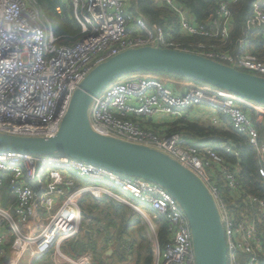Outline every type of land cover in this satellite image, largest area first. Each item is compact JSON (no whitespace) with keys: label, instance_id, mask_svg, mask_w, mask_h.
Segmentation results:
<instances>
[{"label":"built area","instance_id":"built-area-1","mask_svg":"<svg viewBox=\"0 0 264 264\" xmlns=\"http://www.w3.org/2000/svg\"><path fill=\"white\" fill-rule=\"evenodd\" d=\"M62 1L67 4L70 0ZM128 1L71 0L74 20L86 37L67 46L59 45L62 37L55 35L36 0H0V133L22 138L56 136L85 78L95 67L126 50L147 46L181 50L172 38L177 30L185 36L226 42L232 6L237 0H217L215 16L202 23L176 0H155V4L165 6L177 18L176 23L167 21L164 26L149 24ZM57 10L61 12L60 8ZM253 27L261 29L264 44V0L254 5L238 43V54L223 52L221 47L200 54L185 52L264 78V63L248 52ZM194 107L220 114L248 138L256 150L264 184V144L255 126L264 122V106L223 89L169 74L134 73L101 91L91 104L89 121L98 135L152 148L194 173L217 206L227 242L228 264H262L264 201L248 196L242 189L241 153L227 143L208 147L187 140L166 126L186 119ZM213 124L224 127L220 118L215 117ZM219 151L237 163L228 164ZM74 178L90 183L77 184ZM220 179L225 188L242 199L246 213L238 215L229 208ZM5 182L9 183L15 205L14 209L0 206V260L5 256L4 248L11 246L3 264H34L49 254L51 259L43 264H95L91 251L76 258L62 251L82 235L84 221H92L85 218L82 207L87 195L98 203L110 197L135 209L151 243L153 264H196L189 220L175 199L157 184L67 156L0 152V187ZM102 182L131 196L136 205L102 186ZM143 207L166 221L169 240L164 246L158 238L159 225Z\"/></svg>","mask_w":264,"mask_h":264},{"label":"water","instance_id":"water-1","mask_svg":"<svg viewBox=\"0 0 264 264\" xmlns=\"http://www.w3.org/2000/svg\"><path fill=\"white\" fill-rule=\"evenodd\" d=\"M144 72L188 78L264 106L262 77L181 50L152 46L129 49L95 67L85 78L56 136L22 138L0 133V152L34 157L67 156L128 178L157 184L175 199L189 220L196 264H228L221 218L202 181L157 150L98 135L90 126V107L101 91L119 78ZM84 233L91 236L88 230Z\"/></svg>","mask_w":264,"mask_h":264},{"label":"trees","instance_id":"trees-1","mask_svg":"<svg viewBox=\"0 0 264 264\" xmlns=\"http://www.w3.org/2000/svg\"><path fill=\"white\" fill-rule=\"evenodd\" d=\"M36 1L44 10L55 35L62 37L59 45L70 46L86 37L81 34V28L74 20L71 0L69 1L70 4H64L62 0ZM176 1L179 5L184 6L188 10L192 18L201 23L213 18L217 11V0ZM258 1L259 0H237L235 2L231 11L232 22L230 26V35L226 42L210 40L199 36H185L181 35L178 30L172 36L173 41L179 49L184 51L189 50L200 54L221 47V49L223 48V52L229 51L232 54H238V43L243 37L247 21L252 17L254 5ZM132 7L134 10H137L149 24L164 26L167 21L177 22L176 16L168 8L165 6L163 7L160 4H155L154 0H134ZM57 8L61 9L60 13ZM260 34L261 29L259 27H253L250 31L247 45L248 52L264 63V44L262 43ZM200 45L204 46V49L200 50ZM175 77L183 78L180 76ZM251 115L255 124L254 114ZM223 119L226 121V125H229L228 127H230L228 130L223 129V127L200 125L189 122L187 119L171 121L167 123L166 126L170 132L180 133L187 140H197L196 138H209V140L218 139L230 146H235V149L241 153V174L239 176V181L242 189L248 196L264 201V184L259 175L260 167L256 158V150L249 143L246 136H243L231 126L228 119ZM255 126L259 131L261 144H263L264 122L261 124L256 123ZM219 154L228 164L235 165L237 163L234 162V158L224 151H219ZM219 184L222 188L223 195L228 202L229 208L238 215L246 213L247 208L243 205L242 199H238L234 193H231L225 188L222 179L219 180ZM115 193L119 195V193ZM14 199L15 197L9 189V183L5 182L4 185L0 187V206L3 208H9L13 204ZM84 203L85 200H83L82 205H84ZM131 203L136 205L134 201ZM85 212V218L90 217L92 219L91 224H87L86 229L91 232V236H88V234L83 232L84 235H81L75 240L77 244H82L79 247L80 249L74 252L76 257L89 252L88 246L92 243L95 245V241L99 236L98 233L101 231L105 232L106 237L102 238L103 246L100 248V252L103 250L108 251L107 243L111 241L114 243L115 248H117L118 244L121 245L119 252L123 254L124 258L127 257L135 260V264H153L152 247L147 238L146 231L141 224L140 218L134 212V214L132 213L133 215L130 214V210L127 206L110 197H105L100 203L93 201L92 205L85 207ZM154 221L159 225L158 238L160 244L164 246L169 240V227L166 221L162 218L156 217L154 218ZM104 222L107 224L105 225ZM10 247L11 246L8 245L4 248L5 256L0 260V264H3L8 260ZM127 247L132 251L128 256L126 253ZM79 251L81 252L79 253ZM70 252L71 251H69V253ZM91 252L93 253V251ZM100 252L98 250L99 254ZM64 253L69 255L68 252ZM262 264H264V259H262Z\"/></svg>","mask_w":264,"mask_h":264},{"label":"rangeland","instance_id":"rangeland-1","mask_svg":"<svg viewBox=\"0 0 264 264\" xmlns=\"http://www.w3.org/2000/svg\"><path fill=\"white\" fill-rule=\"evenodd\" d=\"M133 1L134 0H129L128 1V4L129 6L132 5L133 6ZM68 4H70L69 2H67ZM154 3H155V0H154ZM161 5V4H160ZM183 8H185L184 6H182ZM186 9V8H185ZM231 30V29H230ZM76 180V182H78L79 184L83 185V184H87V183H90V182H84V181H80L76 178H74ZM102 186H105V187H108L112 190V192H117L119 193V195L123 198H125L131 205H133L130 201H132V197L125 194V193H122L120 191H117L114 189V187H112V185L108 182H102L101 183ZM92 186V185H91ZM85 203L84 205H82L83 209L85 210V207H88L90 205L93 204V199L92 197H90L89 195H87L85 197ZM135 203V202H134ZM14 205L15 204H12L8 209H14ZM127 206V205H125ZM134 206V205H133ZM127 208L130 210V214H132L133 212L135 213V209H133L131 206H127ZM146 213L149 214V216L154 220V218H156V215L154 213H152L151 210H149L148 208L146 207H143L142 208ZM133 213V214H134ZM132 214V215H133ZM136 214V213H135ZM137 215V214H136ZM138 216V215H137ZM91 224V223H89ZM104 224L106 225L107 223L104 222ZM84 229L86 230L87 229V222L84 221ZM84 232V231H83ZM99 236L97 238V240L95 241V245L94 243L90 244L88 246V251H93V253L95 254V264H135V260L131 259V258H124L123 257V254L120 251L121 247L119 250H117L114 246H112L108 251L107 250H103L100 252V248L103 246L102 244V238H105L106 235H105V232H101L99 231ZM84 235V233H82V236ZM82 244H77L76 241H73L71 243H68V245H66L65 248H63V252H68L69 255H71L72 257H76V255L74 254L75 251H78ZM120 245V244H119ZM121 246V245H120ZM116 249V250H115ZM98 250L100 252V254L98 253ZM69 251H71L69 253ZM81 251H79L80 253ZM127 256L130 255L132 253V251L130 250L129 247H127ZM51 254H49L48 256L44 257L43 259H39V260H36L34 262V264H43L44 262L46 261H49L51 259ZM126 256V254H125ZM240 258L244 259V256H240Z\"/></svg>","mask_w":264,"mask_h":264},{"label":"crops","instance_id":"crops-1","mask_svg":"<svg viewBox=\"0 0 264 264\" xmlns=\"http://www.w3.org/2000/svg\"><path fill=\"white\" fill-rule=\"evenodd\" d=\"M215 117L216 118H220V121L222 120V124L224 126L223 129H227L228 130L230 128V127H228L229 125H226V121L223 119V117L220 114L215 113V112H211V111L207 110L204 107H194V108L190 109L188 114H187V118L186 119L189 122L197 123V124H200V125L215 126L213 124V119ZM196 139L197 140H194V141H199V142L203 143L205 146H208V147L217 146V145L223 143L222 141H220L218 139H214V140H212V139L209 140V138H207V139L206 138H204V139L196 138ZM77 184H79V183L77 182ZM130 202H132V201H130ZM84 232H86L85 229H84ZM112 246H115L114 243L109 241L107 243V249L108 248L110 249Z\"/></svg>","mask_w":264,"mask_h":264}]
</instances>
